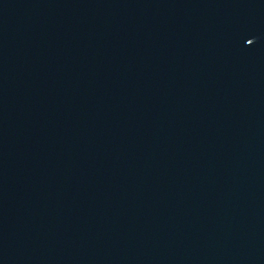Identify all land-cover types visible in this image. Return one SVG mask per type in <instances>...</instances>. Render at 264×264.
Instances as JSON below:
<instances>
[{
  "label": "water",
  "instance_id": "obj_1",
  "mask_svg": "<svg viewBox=\"0 0 264 264\" xmlns=\"http://www.w3.org/2000/svg\"><path fill=\"white\" fill-rule=\"evenodd\" d=\"M0 264H264V0H0Z\"/></svg>",
  "mask_w": 264,
  "mask_h": 264
}]
</instances>
